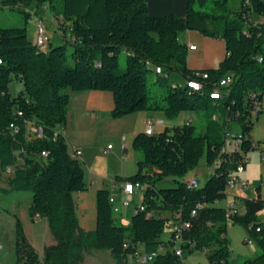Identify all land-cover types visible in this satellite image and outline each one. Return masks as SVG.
Instances as JSON below:
<instances>
[{"label": "trees", "instance_id": "16d2710c", "mask_svg": "<svg viewBox=\"0 0 264 264\" xmlns=\"http://www.w3.org/2000/svg\"><path fill=\"white\" fill-rule=\"evenodd\" d=\"M229 1L187 0L184 16L168 13L163 17L150 16L145 0L2 2L3 7L20 9L26 18L33 12L42 16L46 5L60 36L71 45L69 50L66 44L52 46L50 42L47 51L41 50L30 41L25 27H0V193L31 192L30 216L47 219L55 244L45 249L42 264H80L85 249L108 251L116 264H128L127 256L139 245L145 253L156 254L151 264H184L175 252H159L161 245L171 242V225L176 221L191 223L183 238L195 250L212 248L211 264H233L226 237L228 222L243 225L261 254L241 264H264V225L257 221L264 202L246 200L245 214L240 216L237 210L230 220L225 207L218 205L228 195L227 181L239 159L259 149L251 137L252 96L264 95V0H241L236 10H231ZM189 31L225 41L227 55L216 68H188V47L180 38ZM122 52L127 54L124 69L119 62ZM152 65L163 67L167 74H153L164 93L163 103L151 96ZM174 69L182 74L183 85L168 83ZM196 73L208 74L202 92L186 83L198 78ZM228 73L235 80L224 97L211 99L209 88ZM13 82L22 85L16 96L10 93ZM68 90L111 92L113 119L144 111L163 112L170 119L188 111L207 115L202 134L187 123L158 135L142 132L135 136L133 147L140 158L136 174L126 181L144 186L141 204L145 209L137 208L128 225L115 219L107 189L96 193L95 230L86 232L79 225L73 194L87 188L84 170L71 157L60 131L70 102ZM29 120L44 127V138L28 139ZM227 131L240 136L238 150L226 147ZM203 156L211 176L203 187L190 190L185 177ZM7 168L13 170L9 175H5ZM166 177L174 178L176 186L161 188L159 183ZM193 210L197 212L194 217ZM2 211L0 206V216ZM160 211L172 217H161ZM258 227L262 232H257ZM39 263L17 219L15 264Z\"/></svg>", "mask_w": 264, "mask_h": 264}, {"label": "crops", "instance_id": "0c3cea01", "mask_svg": "<svg viewBox=\"0 0 264 264\" xmlns=\"http://www.w3.org/2000/svg\"><path fill=\"white\" fill-rule=\"evenodd\" d=\"M145 2L148 13L152 17H163L168 13L184 16L186 12L187 0H145ZM31 9L36 11V6L33 5ZM47 12L50 11L45 5L44 12L42 13L45 21L47 19ZM50 20L56 26V21L52 14ZM57 35L60 36L59 33ZM180 40L188 47L187 66L193 71L216 68L227 55L225 41L220 38H208L198 32L189 31L184 33ZM54 42L55 40L52 38L51 45H59L58 42ZM189 45H195L196 49L190 50ZM172 83L183 85L185 81L183 83ZM67 93L70 96V102L65 123L61 126L60 131L66 139L70 154L75 149H80L83 152L82 158L78 161L84 170L87 186L85 191L73 194L79 225L86 232L95 230L97 215L96 193L100 189H107L111 192V195H114L115 207L119 209L118 212H114V217L121 224L128 225L135 212L136 205H139L142 200L141 196L138 195V204L130 205L128 208L122 207V201L126 198L123 185L128 177L136 174L137 163L140 158V152L133 147L135 136L138 133L144 132L150 121H153L154 133L158 135L166 129H173L187 123L194 125L195 120L188 115H179L176 118L170 119L163 112L149 111L138 112L120 119H113L111 112L114 108V97L111 92H72L68 90ZM253 118L256 119V123H254L251 137L257 143V141L261 140L260 137H264V134H262L263 136H258L257 131L259 128L264 131V109ZM109 145H112V149L106 152L105 150ZM122 145H125V150L122 149ZM260 158L263 163L260 159L251 157L245 171L240 175L241 180L244 182L245 180L248 181L246 187L242 190L240 187L232 190L228 189L227 197L218 203L219 206L226 207L228 204H234L238 210V214L242 216L246 212V200L264 202V179L259 180L260 174L255 171L256 168H261V164L264 166V153H261ZM191 177L197 176L188 174L185 179L188 180ZM117 178L121 180L116 181ZM1 187H6V185L2 183ZM30 205V193L20 192L13 196L12 208L3 209L0 216V264H15L17 219L20 220L23 226L26 242L33 249H37V247L39 249L40 254H37L41 261L39 264H42L44 260L45 249L55 244L53 235L49 233L50 229L47 219L39 216L32 218L29 214ZM21 210L22 216L19 217ZM158 214L165 218L172 217L166 211H160ZM14 217V237L6 243L3 231L9 221L13 225L12 221ZM8 219L9 221H7ZM257 221L264 225V209L257 214ZM244 230L246 232L243 240L244 244H238L241 247L238 256H232V251H234V249L232 250L233 239L230 235V229L227 230L226 237L231 245V262L233 264H240L241 262L238 261L244 259L257 258L261 254L255 240L252 243H246L252 237L248 228L244 227ZM138 250L141 253H145L144 246L142 245L138 246ZM92 252L94 253L91 255L87 254L93 260L91 264H116L108 251L93 250ZM197 253H200V251L195 250L189 244V247L184 249L183 263L185 264L184 257L186 255L191 257ZM137 262L134 261V263L128 264H136Z\"/></svg>", "mask_w": 264, "mask_h": 264}, {"label": "rangeland", "instance_id": "374dc122", "mask_svg": "<svg viewBox=\"0 0 264 264\" xmlns=\"http://www.w3.org/2000/svg\"><path fill=\"white\" fill-rule=\"evenodd\" d=\"M3 1L4 0H0V27L1 28H24L25 27L27 30L28 38L30 39V41L33 44H35L36 28H37L39 15L35 14V12H33L29 18H26L24 12H22L18 8L3 7L2 6ZM240 1L241 0H230L229 5H230L231 10H236L238 5L240 4ZM50 17H51V13L47 12V19L45 21V26H46L49 34H50L51 40L53 38L55 40L54 43L58 42L59 45L66 44L67 48L70 50L71 49L70 43L66 42V40H63L61 36L57 35L58 32H57L56 26L50 20ZM257 20L258 19L256 18V16H253V22H256ZM126 58H127L126 53H124V52L120 53L119 62H120V68L121 69H124V67H125ZM155 71H156V68L153 67L152 68V74L149 76L148 84H149V88L151 91V96H155L156 98H158V100L160 102L163 103L162 96L164 95V93H162L160 91V86L154 82V75L153 74H155ZM172 82H175V83H178V82L183 83L184 82V78H183V76L179 70L174 69L172 71L168 83L171 84ZM21 89H22V85L20 83L13 82L10 85V93L13 96H16ZM179 115H188L192 119L195 120L194 125L196 126V133L197 134H202L205 132L206 125L208 124V118H207L205 111L204 112H202V111H200V112L188 111V112H182ZM253 122L256 123V119H253ZM257 131H258V136H263L262 134H264V131L261 128H259ZM260 138H261V140L257 141V143H259V145H260V148L255 150V151L250 152L248 154V157H249V159L251 157H253L255 159L258 158L263 163V161L260 157H261V153H264V139H263L264 137H260ZM255 171L258 172V174H260L259 180H261L262 178L264 179V166H262V164H261V168L260 169L256 168ZM189 174H194L198 177L199 188L204 186L205 182L211 176L210 167L207 165L205 156H203L200 159L198 165L195 166L189 172ZM245 182L247 183L248 181L245 180ZM159 186L161 188H173L176 186V182H175L174 178L166 177L162 182L159 183ZM17 193H20V192H13V193H9V194L0 193V206H1V208L2 209L12 208L13 196L16 195ZM28 193L31 194V192H28ZM137 197H138V194H136L134 196V201L131 202V206H133L134 204H138ZM263 209L264 208H262L261 210H263ZM260 211H258V213ZM20 216H22V210L19 212V217ZM9 219L7 221H9ZM12 222H13V225H11V222L9 221L6 224L5 230L3 231L4 241H6V243L11 241L12 240L11 238L14 237L15 217H14ZM9 225H11V226H9ZM25 227H27V225H25ZM228 229H230V235H231V238L233 239L232 250L234 249V251H232V256H238L240 254L239 251L241 248L240 246H238V244L239 243L244 244L243 240H244L245 233H246L244 230V226L240 225V224L233 225L232 222L229 221L228 222ZM49 233H50V235H52L50 230H49ZM168 236H169V229L167 228L165 230L163 236H162V239H166ZM248 240L246 241V243L248 242ZM250 240L253 241L254 239L251 238ZM187 246H188V244H185V246H183V251H184L185 247H187ZM254 246H255V244H254ZM230 247H231V245H230ZM92 251H93V249H85L83 251V253H82L83 254V261L80 264H91L92 263L93 260L91 259V257L88 256V255H91L94 253ZM35 252L37 254H40L38 247H37V249H35ZM211 252H212V248H210L207 252L200 251V253H197L196 255L191 256V257L186 255L187 257L186 256L184 257L185 264H197V263L198 264H211L209 261V255L211 254ZM244 261H245V259L242 261H238V262L243 263ZM130 263H134V260H130ZM136 264H143V263L137 262Z\"/></svg>", "mask_w": 264, "mask_h": 264}, {"label": "built area", "instance_id": "2783aa9c", "mask_svg": "<svg viewBox=\"0 0 264 264\" xmlns=\"http://www.w3.org/2000/svg\"><path fill=\"white\" fill-rule=\"evenodd\" d=\"M58 33L59 30L57 29ZM51 42V37L50 34L45 26V20L43 17L40 15L37 23V28H36V41L35 45L38 49H44L45 51L48 50L49 44ZM196 48H192V50H195ZM153 67L159 68L160 73L162 75L167 76L165 73L163 67L161 66H154ZM198 78H192L186 81V83H189V85H193V88H196L199 90V92H202L205 87V81L208 79V74L207 73H196ZM235 80V77L233 74H229L228 79H220L217 84L212 85L209 88L208 93H210V98L213 100H220L224 97L226 93V88L227 85L233 82ZM252 101H253V110H252V115L255 116L259 112H261L264 109V95H262L260 98L258 95L254 94L252 96ZM18 116L22 117L23 112L19 111ZM215 118H217V115H215ZM13 127V125H12ZM27 127V136L28 139H33V138H44L45 137V132H44V127L36 123L33 120H29L26 123ZM147 135H155L154 133V124L153 121H150L144 131ZM226 140L225 144L226 147L231 146V143L233 141H237V136L231 134L230 132H226ZM242 142H240L241 145ZM125 145H122V149L125 150ZM112 149V145H109L107 149L105 150L108 152L109 150ZM42 156H46V152L41 153ZM83 152L80 149H75L71 153V157L73 159L79 160L82 158ZM250 159L248 155H244L241 157L238 161V165L234 172L229 176L227 185H230V190L240 187V189H244L246 187L247 183L244 182L243 180L240 179V175L245 171L246 166L248 165ZM12 168H7V172H5V175H9L12 173ZM186 186H188V189L190 190H195L199 188V180L197 177H191L190 179L186 180ZM144 189V186L140 183H133L126 181L123 185V191L126 195V198L122 201V207L128 208L131 205V202L134 199V196L136 194L141 196V193ZM110 203L115 204V197L114 195L110 196ZM137 208L141 211H144V206L140 203L139 205L136 206L135 212ZM226 217L227 220H230V218L237 213V208L234 204L226 205ZM119 209L116 207V212H118ZM134 212V213H135ZM191 215L194 217L197 215V212L195 210L192 211ZM147 216H150V214H147ZM178 216V215H177ZM210 225V224H209ZM191 227V223L186 221H176L171 225V231H172V237H171V242H169L166 245H161L159 247V252L160 253H166L168 251L175 252L177 255L180 257L184 256V251H183V246L185 244H190L194 247V244H192L189 241H185L183 238L184 231L186 229H189ZM257 232H262V227H258ZM248 243H252V240H249ZM125 247H128V244H125ZM136 252L134 254H129L127 256V261L130 263V260L138 261L143 264H151L156 257V254H147V253H141L138 250V247L136 248ZM208 249H205L203 252H207Z\"/></svg>", "mask_w": 264, "mask_h": 264}, {"label": "bare ground", "instance_id": "6f19581e", "mask_svg": "<svg viewBox=\"0 0 264 264\" xmlns=\"http://www.w3.org/2000/svg\"><path fill=\"white\" fill-rule=\"evenodd\" d=\"M192 48H196V46L195 45H189V49L190 50H192ZM41 50H44V49H41ZM151 67V69L153 68V66H150ZM156 68V67H155ZM155 75H162V73H160V69L159 68H156V71H155ZM229 78V73L227 74V75H225L223 78H221V79H228ZM231 85V83L229 84V85H227V88L229 87ZM188 86L191 88V89H193V90H195V91H199L198 89H196V88H193V85H189V83H188ZM226 88V89H227ZM214 119H216L215 117H214ZM240 142H241V140H240V136H237V141H233V143H231V147H235L237 150L239 149V146H240ZM188 187V186H187ZM227 190L228 189H230V185H227ZM112 205V207H113V212H116V207H115V204H111Z\"/></svg>", "mask_w": 264, "mask_h": 264}]
</instances>
